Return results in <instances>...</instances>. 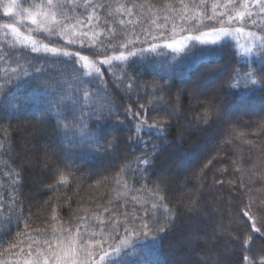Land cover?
<instances>
[{
	"label": "trees",
	"instance_id": "16d2710c",
	"mask_svg": "<svg viewBox=\"0 0 264 264\" xmlns=\"http://www.w3.org/2000/svg\"><path fill=\"white\" fill-rule=\"evenodd\" d=\"M4 2L6 0H0V26L12 23L20 34L17 37L9 33L5 38L0 27V56L7 58L13 52V45L19 47L17 39L25 36L36 40L38 46L60 47L66 42V34L51 38L59 41L57 44L50 42L45 31L38 30L42 26H51L54 20L64 22V16L55 14L56 10L44 7L40 0H17L13 15L6 16ZM102 2L110 5L109 23L105 25L106 13L100 9L97 19L88 25L102 33L99 39L108 35L107 27H114L118 39L122 36L125 43L136 36L141 41L158 37L151 42L159 47L141 55L137 44L133 48L136 56H130L126 61H114L104 72L106 84L99 80H94L91 85L84 84L78 96L67 87L57 89L55 84L51 89L45 88L44 84L49 81L66 79L56 75L63 66H53L42 52L33 54V63L43 61L42 65L36 66H43L46 71L39 74V78L24 80L12 88L15 97L27 101L19 112L0 113V143L4 145L0 148V264H36L37 260L44 264V260L53 254L57 264H65V261L74 264L77 257L84 258L82 240L89 245L87 251L94 252L99 261L101 253L94 249L90 234L97 233L95 239L98 240L102 233L107 241L105 251L111 252L109 245L119 241L108 234L115 228L121 237L126 235L116 228V222L125 219V212L141 214V206L156 198L153 196L155 181L162 172L171 175V184L167 191L158 195H164L168 206L180 216L173 230L156 232V240L151 236L141 237L136 242L137 254L129 258L130 264H196L197 261L199 264H218L221 258L231 264H243L245 254L259 259L264 239L256 237L252 241V253L242 252L239 241L233 240L227 244V255H224L223 242L228 239L227 232L238 229L242 223L237 207L240 200L249 203L250 198L264 199V88H245L243 80L236 87L229 86L234 83L232 74L237 67L247 71L249 63L255 68L264 64V59L257 55L260 42L250 55L242 54L232 40L213 44L192 40L181 51L165 47L168 41L220 28L213 16L212 5L226 0H205L206 10L193 7L192 0H184L187 9L181 8L178 0ZM133 3L136 8L132 7ZM196 3L199 4V0ZM81 11L66 9L65 15L82 20ZM221 11L222 8L217 9L218 13ZM251 11L257 24L253 25L249 20L245 31H251L257 37L264 36V16L257 14L258 6L252 7ZM165 16L167 21L163 19ZM208 16L213 18L208 19ZM33 18L37 19V24L31 23ZM120 20L124 21L123 25ZM74 25L75 20L66 23L64 32ZM237 26L234 24L233 28ZM145 29L150 30V35L142 34ZM161 32L164 35L161 36ZM89 36H92L91 31ZM115 44L116 40L113 41ZM143 47L147 49L149 44L144 43ZM120 51L127 55V49ZM81 54L88 55V52ZM89 59L93 58L89 56ZM14 67L12 60L8 64L0 60V82L4 73ZM121 69L134 78L142 99L125 91L123 85L115 87L120 83L118 77L123 76ZM68 84H71L70 79ZM159 87L165 88L158 95L163 97V106L169 108L170 114L158 115L151 111L150 93ZM84 89L96 92V96L83 99ZM203 89L206 90L204 93ZM53 90L65 93L62 112L71 110L77 118L84 113L86 128L67 132L57 129L54 102L59 98ZM107 101L111 103H105V109L112 108L116 114L109 116L105 110L97 119L92 109L101 110V102ZM8 102L7 99L2 101L5 105ZM209 102L215 105L214 110H209ZM130 104L134 105L133 111H140L136 105L144 104L149 109V123L153 120L164 122L163 131L144 128L143 133L137 134L143 140L151 141L147 149L137 142L130 130L138 123L125 115V108ZM36 114L43 115V122H38ZM205 116L209 118L207 122ZM117 118L123 121L122 125H116ZM93 130L105 140L117 139L118 159L110 160L106 154L100 155L81 146L87 143ZM129 137H132L131 142ZM152 145L158 146L157 153L152 152ZM145 151L153 156L155 163L150 173L139 179L136 157ZM54 161L60 164L59 173L45 167ZM65 162L69 168L63 167ZM122 164L123 171L120 170ZM49 185H55L56 190ZM196 205H199L197 211L186 212L188 207ZM109 223L112 226L105 227ZM85 232L88 235L82 236ZM175 243L179 245L177 252L173 250Z\"/></svg>",
	"mask_w": 264,
	"mask_h": 264
},
{
	"label": "snow or ice",
	"instance_id": "6c2138e0",
	"mask_svg": "<svg viewBox=\"0 0 264 264\" xmlns=\"http://www.w3.org/2000/svg\"><path fill=\"white\" fill-rule=\"evenodd\" d=\"M41 4L48 9H54L55 14L64 16V22L55 21L51 26H42L40 31H45L51 43H59L57 40H52V37L62 36V34L67 35L66 42L60 47H49L47 44L38 46L36 40L31 39L30 36H25L22 39H17L16 44H19V47L13 45V52L7 55V58L0 56V60H3L5 64H8L9 60H12L15 63L16 67L9 68L7 72L4 73V78L0 82V113L14 114L19 112L23 106L27 103L26 99L17 98L12 93V88L18 83L32 79L33 77L39 78V74L44 73L46 69L43 66H36L37 64L43 63L41 60H37L36 63H33L35 57L33 54L43 53L44 57L50 62L53 66L60 64L63 66L62 69L56 71V75L59 77H64L66 79H59L54 81H49L44 84L45 88H52V85L55 84L57 89L67 87L72 93L76 96L79 95L82 85L89 84L91 85L94 80H99L102 84L107 82L104 80V72L108 71L112 66L114 61H126L130 56H136L137 52L133 51V48L137 44L140 45L139 52L142 55L145 51H155L158 44L151 42L158 39V37H152L151 41L145 39L141 41L139 36H136L133 40L128 42H123V37L120 36L118 39V33L115 31L114 27H107L106 31L108 35L103 39H99L102 33L96 32L94 29L89 28L94 20L97 19L98 10L103 9L106 13L104 17V23L107 25L109 23V18L111 13L108 12L110 5L102 2H97V0H40ZM15 3V0H13ZM178 4L181 8L187 9L188 5L184 3V0H178ZM193 7H203L207 9L205 0H199V4L196 3V0H192ZM36 5H29V7H35ZM259 8L258 15L264 16V0H226L225 3H216L212 5L213 16L216 17L217 23L221 25L220 28H213V31L217 32L218 35L230 36L232 31L242 34L245 31V26L250 20L253 25L257 24V20L254 18V14L251 11L252 7ZM133 8H136L137 5L133 3ZM223 9L221 12H217V9ZM75 11L76 9H82L80 16L84 19H79L76 16H67L65 15V10ZM125 10L131 15V11L125 7ZM26 11V10H25ZM4 15L12 16V4H9L5 9ZM49 15L54 14L49 13ZM226 17V19H224ZM208 19H212V16H208ZM167 21L168 17H163ZM75 20V25L72 29L68 30L66 33L65 24ZM37 19L33 18L31 20L32 24H37ZM121 25L124 24L123 20H120ZM239 25L233 28V25ZM77 25L79 27H77ZM4 30V36L7 38L9 31L12 34L19 37V29L14 27L12 23H6L0 26ZM194 27H198L195 25ZM92 32V36H89V32ZM143 35H150V30L145 29L142 32ZM249 36L254 37L253 45L245 48V52L251 53L253 47H257L255 41L259 40V46L257 47V55L264 59V36L256 37L254 33L249 31ZM160 35H164V32H161ZM188 40H200V36H188L185 37ZM116 40V44L113 45V41ZM98 41V42H97ZM144 43H148L149 47L145 49L143 47ZM177 42L173 40L172 43H168L165 47L174 48ZM7 46V45H5ZM121 48L127 49V55L123 51H120ZM74 49V50H66ZM88 52V55H82V52ZM110 52L118 54H109ZM91 56L93 59H89ZM15 57V59H13ZM98 57H103V59H97ZM239 63V62H238ZM83 69H88V71H83ZM247 71H243L242 67H237L233 70L232 79L234 83L230 84V87H236L237 83L240 80L244 81V87L249 88L250 86L256 87L259 86L264 88V64L260 68H255L251 63L247 65ZM123 71V76L118 77L120 83L116 84V88H120L123 85L124 90L130 92L137 96L138 99L142 97L138 94L139 86L136 84L134 78L127 75V71ZM87 78V79H86ZM71 80V84H68V80ZM137 89V91H133ZM165 91L164 87L154 88L150 95L152 100L150 101L152 107L151 111H156L158 115L170 114L169 108L164 107L163 97L158 95ZM53 94L59 99L54 102V107L56 110V127L58 130L63 129L65 132L73 130L75 128H86L87 125L84 124V113L81 112V115L77 118L74 117L71 113V110L67 113L61 111L62 104L64 100L65 93L63 91L53 90ZM96 96V92H90L87 89L83 90V99L88 100ZM7 99L9 102L7 105L3 104L2 101ZM131 99V95L129 96ZM74 103V102H73ZM105 103H111V101L101 102L100 109H92L93 113L97 119L101 118L104 115L106 110L109 116H112L116 113L113 112L112 108L105 109ZM210 103V109L214 110L215 105ZM134 105H128L125 108V115L131 120L138 121V123L133 124L130 129L134 136L137 138L138 143H142L144 148L147 149L148 145L151 143L150 140H143L141 135L138 133H143V129L147 128L149 130H164V122L153 120L151 123L148 121V111L144 104L136 105L140 111H133ZM171 107V106H169ZM118 112V107H117ZM144 117L141 119V117ZM38 122H43V115L36 114ZM205 121L209 119L207 116L204 117ZM116 125H122L123 121L118 118L115 121ZM131 142L132 137L128 138ZM81 146H85L94 150L97 154L107 155V158L110 160L118 159V148L119 143L116 138H108L105 140L99 132L93 130L87 137V143ZM3 143H0V148H3ZM152 152H158V146L152 145ZM47 154V153H46ZM155 163V160L152 155L145 151L141 156L136 157V172L140 173L139 179H143L145 174L150 173L152 165ZM49 171H55L59 173L61 171L60 164L55 161L51 165H45ZM64 168H69L68 163L63 164ZM120 170H124V165H120ZM17 176L20 173H16ZM61 182H63L61 180ZM139 182V181H137ZM156 190L153 192V196L156 197L150 204L142 205L139 209L141 214H129L127 212L123 213L125 219L122 222H116V228L122 229L126 234L121 237L119 232L113 228V231L109 233V237L115 240H118V244L109 245L112 248L111 252L105 251L104 245L107 243L103 239V234H100V239L96 240L95 237L97 233H91V237L94 240L93 247L99 255V261L95 258L94 252L87 251L89 245L86 241L82 240L84 258L79 259L78 257L74 260V264H105L107 261L108 264H130V257L137 254L136 242L140 240L141 237L151 236L153 240H156V232L164 233L165 231L173 230L176 227V220L180 216L178 211H174L168 206L165 200V196L158 193H163L168 190L171 184V175L167 172H162L155 181ZM53 191L56 190L55 185H49ZM134 199V198H133ZM238 199V198H237ZM195 203V202H194ZM237 207L240 208L239 218L242 223L238 229H233L232 231L227 232V241L223 242L225 247L224 255H227V244L231 243L233 240L239 241V249L244 253H252L253 249L250 247L252 241L259 237L264 239V199H253L250 198L249 203H244L240 200V203L237 204ZM199 205L196 207H188L186 212L192 213L197 211ZM83 219V218H81ZM111 223L105 225V227H111ZM99 227V225H97ZM223 232V229H222ZM233 232L235 236H233ZM82 236H87L88 234L82 233ZM111 257V259H110ZM36 264H39L37 260ZM44 264H57V257L53 254L49 259L44 260ZM65 264H68L65 261ZM199 264V261L196 262ZM218 264H231V262H226L224 259H218ZM243 264H264V248L259 250V259H254L252 255L245 254L243 256Z\"/></svg>",
	"mask_w": 264,
	"mask_h": 264
},
{
	"label": "rangeland",
	"instance_id": "374dc122",
	"mask_svg": "<svg viewBox=\"0 0 264 264\" xmlns=\"http://www.w3.org/2000/svg\"><path fill=\"white\" fill-rule=\"evenodd\" d=\"M17 0H15V3H16ZM15 3H13V0H6V2H4V6H5V9L7 8V6L9 4H12V12L15 10ZM9 33L11 35H14L11 33L10 30H8ZM249 31H244L242 34L240 33H237L235 31H232V34L230 36H222V35H218L217 32L215 31H209V32H204V33H201L199 35H196V36H200L201 39L200 40H194V41H198L199 43H206V44H213V43H218V42H221V41H224V40H232L235 42L236 46L238 47L239 51L244 54V55H250L251 53H247L245 52V48H248L250 46L253 45V42H254V37L253 36H249ZM20 34V33H19ZM15 36V35H14ZM256 36V35H255ZM257 37V36H256ZM177 43L175 44V47L174 48H168L170 50H174V51H181L190 41L192 40H188V39H185V37H182V38H177V39H174ZM173 40L171 41H168L165 43L168 44V43H172ZM259 42V40H256L255 43ZM206 90L203 89L202 90V93H204ZM196 163H198V161H196ZM195 163V164H196ZM165 170V168L163 169ZM205 234H210L209 232H206ZM198 240H201L203 241V238H199L198 237ZM173 250L175 252H177L179 250V245L175 243V245L173 246ZM174 251H172L174 253ZM178 259V258H177ZM181 259L183 260V257H181ZM180 259V260H181ZM99 260V258H98ZM183 263V261H182ZM24 264H27V263H24Z\"/></svg>",
	"mask_w": 264,
	"mask_h": 264
}]
</instances>
